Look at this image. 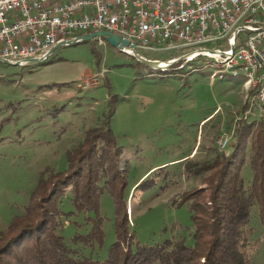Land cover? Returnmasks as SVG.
<instances>
[{"label": "rangeland", "instance_id": "1", "mask_svg": "<svg viewBox=\"0 0 264 264\" xmlns=\"http://www.w3.org/2000/svg\"><path fill=\"white\" fill-rule=\"evenodd\" d=\"M102 40L95 36L59 45L40 62L0 61V230L22 212L42 172L67 167L68 149L86 128L100 123L110 100L114 105L110 127L122 147L120 165L126 171V189L132 191L144 177L156 178L155 184L134 190L127 198L135 239L149 244L183 235L191 242L188 204H178L177 199L200 185L201 176L188 175L183 171L184 161H177L188 153L191 156L197 147L194 159L228 152L243 121L255 119V126L264 115L249 100L245 77L222 69L217 60L213 66L206 62L213 58L201 55L165 70L154 69ZM224 43L221 39L206 45ZM189 49L139 51L149 58L169 59ZM51 82L64 84L48 85ZM225 137L228 142L221 146ZM165 164L169 165L162 171L168 181L162 177L164 172L151 168ZM243 173L250 176L247 166ZM99 199L103 242L82 247L94 257H104L116 236L112 196L103 190ZM60 205L74 211L66 216L69 221L62 229L73 243L74 233L87 231L89 225L67 196ZM253 264H264V233Z\"/></svg>", "mask_w": 264, "mask_h": 264}, {"label": "trees", "instance_id": "2", "mask_svg": "<svg viewBox=\"0 0 264 264\" xmlns=\"http://www.w3.org/2000/svg\"><path fill=\"white\" fill-rule=\"evenodd\" d=\"M54 84L64 83H48ZM113 112L108 100L100 123L86 128L68 149L67 167L41 173L22 212L0 230V264H253L264 233V117L255 126V119L243 121L228 152L213 151L210 158L194 159L197 147L191 156L188 153L177 161H184L183 171L188 175L201 176L200 185L177 199L178 204H188L192 240L186 242L181 235L146 244L135 239L127 198L134 190L155 184L156 178L140 177L132 191L126 189V171L120 165L122 147L110 127ZM168 165L151 168L159 172ZM246 166L248 177L243 173ZM162 172L168 181L166 171ZM103 190L113 199L116 236L104 257H94L82 247L103 242L99 210ZM63 196L75 211L84 213V223L89 225L87 231L74 233L73 243L62 233L66 216L74 212L62 209Z\"/></svg>", "mask_w": 264, "mask_h": 264}, {"label": "built area", "instance_id": "3", "mask_svg": "<svg viewBox=\"0 0 264 264\" xmlns=\"http://www.w3.org/2000/svg\"><path fill=\"white\" fill-rule=\"evenodd\" d=\"M99 29L139 53L190 47L179 54L193 52L186 62L205 55L210 65L222 59L228 72H249V100L264 115V0H0V58L18 64L61 39ZM221 39L222 46L206 45Z\"/></svg>", "mask_w": 264, "mask_h": 264}, {"label": "water", "instance_id": "4", "mask_svg": "<svg viewBox=\"0 0 264 264\" xmlns=\"http://www.w3.org/2000/svg\"><path fill=\"white\" fill-rule=\"evenodd\" d=\"M95 36L102 37L107 42L116 46L119 50L127 53L130 56H133L136 60L140 61L144 65L151 67V68H154V69H162V70L168 69L171 66H173L174 64L178 63L181 60H184L185 58H187L188 56L193 54V52H191L189 54H182V55H178V56H175V57L169 58V59L148 58V57H145L144 55H142L141 53H139L138 51H136L133 47L129 48L126 44L132 45V43L130 41H128L127 39L122 38L120 35L115 34L109 30L99 29V30H94V31L86 32V33H81V34H78V35H76L72 38H69V39H65V38L61 39L57 43H55L46 52L45 55L39 56V57H31V58H29V61L40 62L45 56H49L53 52V50L59 45L71 44V43H75L77 41L91 39ZM0 61H5V62L11 63V64H18L19 63L18 61H12V60L6 59V58H0Z\"/></svg>", "mask_w": 264, "mask_h": 264}, {"label": "bare ground", "instance_id": "5", "mask_svg": "<svg viewBox=\"0 0 264 264\" xmlns=\"http://www.w3.org/2000/svg\"><path fill=\"white\" fill-rule=\"evenodd\" d=\"M43 59H45V58H43ZM215 60H217L219 62V64L220 63H221V65L223 64V60L222 59H215ZM28 62L29 61H22L21 64H25V63H28ZM214 62H212V66L214 65ZM179 66H181V65H179ZM229 73H231L232 75H242L243 77H245L247 83L249 84V89L250 90L252 89V87H253V79H252V76H251V74L249 72L231 71Z\"/></svg>", "mask_w": 264, "mask_h": 264}, {"label": "crops", "instance_id": "6", "mask_svg": "<svg viewBox=\"0 0 264 264\" xmlns=\"http://www.w3.org/2000/svg\"><path fill=\"white\" fill-rule=\"evenodd\" d=\"M165 163V162H164Z\"/></svg>", "mask_w": 264, "mask_h": 264}]
</instances>
